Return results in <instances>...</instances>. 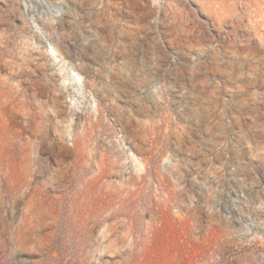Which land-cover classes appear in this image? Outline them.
<instances>
[{"label": "rangeland", "instance_id": "374dc122", "mask_svg": "<svg viewBox=\"0 0 264 264\" xmlns=\"http://www.w3.org/2000/svg\"><path fill=\"white\" fill-rule=\"evenodd\" d=\"M0 264H264V0H0Z\"/></svg>", "mask_w": 264, "mask_h": 264}, {"label": "built area", "instance_id": "2783aa9c", "mask_svg": "<svg viewBox=\"0 0 264 264\" xmlns=\"http://www.w3.org/2000/svg\"><path fill=\"white\" fill-rule=\"evenodd\" d=\"M166 18L163 14L158 13L151 20L152 31L151 35L154 40L148 41L147 46H143L145 65L142 66L145 71V80L142 83L143 98L147 102H164L166 100V82L163 79V74L160 71L162 64V52L166 47L165 39L167 37L165 31ZM141 85V84H140Z\"/></svg>", "mask_w": 264, "mask_h": 264}]
</instances>
